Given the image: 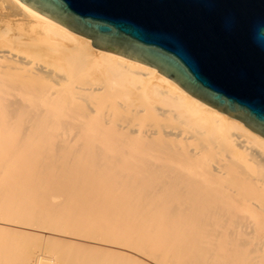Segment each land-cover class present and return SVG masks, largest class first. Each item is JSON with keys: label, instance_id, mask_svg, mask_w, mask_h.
<instances>
[{"label": "bare ground", "instance_id": "bare-ground-1", "mask_svg": "<svg viewBox=\"0 0 264 264\" xmlns=\"http://www.w3.org/2000/svg\"><path fill=\"white\" fill-rule=\"evenodd\" d=\"M0 264H264V135L0 0Z\"/></svg>", "mask_w": 264, "mask_h": 264}, {"label": "water", "instance_id": "water-1", "mask_svg": "<svg viewBox=\"0 0 264 264\" xmlns=\"http://www.w3.org/2000/svg\"><path fill=\"white\" fill-rule=\"evenodd\" d=\"M264 135V0H22Z\"/></svg>", "mask_w": 264, "mask_h": 264}]
</instances>
